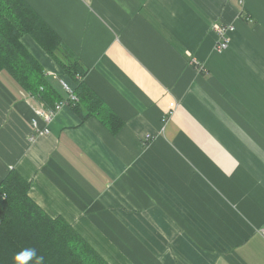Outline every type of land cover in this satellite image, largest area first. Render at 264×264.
Returning a JSON list of instances; mask_svg holds the SVG:
<instances>
[{"label":"crops","instance_id":"crops-1","mask_svg":"<svg viewBox=\"0 0 264 264\" xmlns=\"http://www.w3.org/2000/svg\"><path fill=\"white\" fill-rule=\"evenodd\" d=\"M27 1L123 125L69 105L47 122L0 71V183L20 172L110 264H264V0Z\"/></svg>","mask_w":264,"mask_h":264},{"label":"trees","instance_id":"trees-1","mask_svg":"<svg viewBox=\"0 0 264 264\" xmlns=\"http://www.w3.org/2000/svg\"><path fill=\"white\" fill-rule=\"evenodd\" d=\"M30 35L74 82L76 99L68 105L82 118L98 116L118 131L123 120L87 84V70L61 36L27 0H0V71L46 109L68 100L60 79L24 45ZM31 183L12 169L0 183V264H110L65 218L52 217L30 196ZM35 249V256L25 250ZM19 254L20 260L14 257Z\"/></svg>","mask_w":264,"mask_h":264},{"label":"built area","instance_id":"built-area-1","mask_svg":"<svg viewBox=\"0 0 264 264\" xmlns=\"http://www.w3.org/2000/svg\"><path fill=\"white\" fill-rule=\"evenodd\" d=\"M213 28L215 29L218 39H219L217 49L221 51L225 50L229 46V43H230L229 34L231 31L234 30V26L216 22L213 24ZM62 83H63L64 88L67 90L69 94L68 100L57 103L55 109H46L43 106H40L39 109H37V113L41 117H43L47 122H50L55 117V115L60 109L68 105L69 101H74L76 99V95L73 92L74 88L69 83L65 82L64 80H62ZM39 131L40 133H48L49 128L45 127L43 130L39 129ZM261 233L264 236V228L261 230Z\"/></svg>","mask_w":264,"mask_h":264},{"label":"clouds","instance_id":"clouds-1","mask_svg":"<svg viewBox=\"0 0 264 264\" xmlns=\"http://www.w3.org/2000/svg\"><path fill=\"white\" fill-rule=\"evenodd\" d=\"M25 255L27 256H35L36 255V250L35 249H28V250H25ZM15 261H19L20 260V255L17 254L15 257H14ZM43 262V257H38L37 258V264H42Z\"/></svg>","mask_w":264,"mask_h":264}]
</instances>
